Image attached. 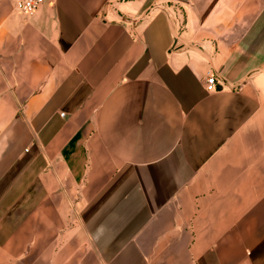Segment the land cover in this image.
<instances>
[{
	"label": "crops",
	"instance_id": "obj_1",
	"mask_svg": "<svg viewBox=\"0 0 264 264\" xmlns=\"http://www.w3.org/2000/svg\"><path fill=\"white\" fill-rule=\"evenodd\" d=\"M0 264H264V0H0Z\"/></svg>",
	"mask_w": 264,
	"mask_h": 264
},
{
	"label": "built area",
	"instance_id": "obj_2",
	"mask_svg": "<svg viewBox=\"0 0 264 264\" xmlns=\"http://www.w3.org/2000/svg\"><path fill=\"white\" fill-rule=\"evenodd\" d=\"M43 2L44 0H11L13 9L26 17L32 16ZM205 89L215 90V74L211 70L206 71Z\"/></svg>",
	"mask_w": 264,
	"mask_h": 264
}]
</instances>
